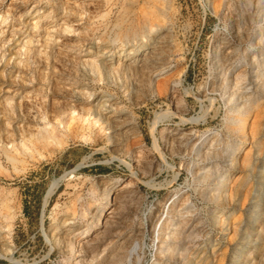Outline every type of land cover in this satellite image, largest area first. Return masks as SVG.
<instances>
[{
    "label": "rangeland",
    "instance_id": "374dc122",
    "mask_svg": "<svg viewBox=\"0 0 264 264\" xmlns=\"http://www.w3.org/2000/svg\"><path fill=\"white\" fill-rule=\"evenodd\" d=\"M257 4L0 0V264H264V89L239 126L220 74L264 59ZM157 23L158 61L126 70Z\"/></svg>",
    "mask_w": 264,
    "mask_h": 264
},
{
    "label": "bare ground",
    "instance_id": "6f19581e",
    "mask_svg": "<svg viewBox=\"0 0 264 264\" xmlns=\"http://www.w3.org/2000/svg\"><path fill=\"white\" fill-rule=\"evenodd\" d=\"M258 4H259V7L263 8L264 7V0H258ZM257 4V5H258ZM36 6V4H35ZM258 7V6H257ZM259 9V8H258ZM261 11V10H259ZM258 12V11H257ZM261 13V12H259ZM262 14V13H261ZM260 14V15H261ZM259 15V16H260ZM263 15V14H262ZM263 20V17L262 19ZM260 20V21H261ZM259 21V20H258ZM264 21V20H263ZM262 23V22H260ZM263 24V23H262ZM260 25V24H259ZM259 27V26H258ZM150 33L148 32H144L142 33V38H135L134 39V44L132 45L131 48H129V52H127V48H121V50L119 51V60H125V61H128L126 63H123L121 60L118 62L122 65L124 64V67L125 69L127 70L128 68H136L137 70H141V71H144L145 69L147 68H150L151 66H153L154 64H156V61H158L157 57H158V52H159V49H149L147 50V47H149V43L151 42V40H147L149 37L151 38L152 37V34L153 33H156L157 30L160 29L159 27V24H152L148 27ZM257 32H258V42H256V44H259L261 45L262 43L264 44V26L261 25ZM257 34V33H256ZM255 36V37H257ZM137 37V36H136ZM254 39V38H253ZM154 40V38H153ZM165 40V39H164ZM255 40V39H254ZM255 42L253 41L251 45L255 44ZM144 46V53L141 52V47ZM151 46V45H150ZM255 46V45H254ZM262 46V45H261ZM253 47V46H252ZM258 47V46H257ZM260 47V46H259ZM264 47V46H263ZM158 48V47H156ZM255 49V48H254ZM262 49V48H261ZM164 50V49H162ZM105 51V50H104ZM143 51V50H142ZM258 51V49H257ZM260 51V49H259ZM258 51V52H259ZM100 52V51H99ZM108 52V51H107ZM136 52V53H135ZM162 52V51H161ZM165 52V51H163ZM264 52V50L262 51ZM104 53V52H103ZM135 53L133 56L132 54ZM250 53V52H248ZM228 54V53H227ZM261 54V53H260ZM103 55V54H101ZM105 55V53H104ZM113 55V54H112ZM161 55V54H159ZM230 55V54H229ZM163 56V55H162ZM160 57V56H159ZM246 57V60L243 62H240V64L238 65H233V62L230 61V59H227V58H224V59H220L221 60V73L223 75V81H224V84L227 88L226 91V95H227V100L229 101L230 103V106H229V113L231 115H233V117L231 118V120L241 126V122H242V118L239 117L238 115L240 116H247L249 115V109H250V103L252 101V97H257V93L255 92H252V85H255L254 83H256V87L258 89L262 88L264 89V59L262 58V60L259 59V55L255 52H251V54H248L245 56ZM244 57V58H245ZM261 57V56H260ZM134 58V59H133ZM162 59V58H161ZM160 60V59H159ZM236 60V59H235ZM234 61V60H233ZM241 61V60H239ZM238 62V61H236ZM105 62H102L100 61L98 63V65H94L93 66V71H95L96 69H99L103 66ZM119 64V65H120ZM164 65V64H163ZM237 66L240 67V69L238 70V72H236V68ZM242 66V68H241ZM123 67V68H124ZM252 76V77H251ZM253 79V82H248L249 79ZM254 87V86H253ZM254 89V88H253ZM231 90V91H230ZM230 91V92H229ZM229 92V93H228ZM260 95V94H258ZM262 95V94H261ZM262 97V96H261ZM102 99V98H101ZM99 100V107L94 109V113L99 115V114H103L102 113V110H99L100 108L103 109L104 107V103L102 102V100ZM226 99V98H225ZM256 99V98H255ZM259 100V99H258ZM257 101V99H256ZM228 103V104H229ZM254 104V103H253ZM75 113V112H74ZM237 116H236V115ZM74 115V114H73ZM97 117V116H95ZM75 118V116H74ZM93 119V118H92ZM96 119V118H95ZM99 119L101 120V118L98 117V119L95 120V123H97L99 121ZM72 120L73 117H72ZM94 120V119H93ZM104 120V119H103ZM88 121V119L86 120ZM103 122V121H102ZM106 122V121H105ZM89 126H91V122L89 121ZM94 124V123H92ZM234 126V125H233ZM239 128V127H238ZM214 140V139H213ZM215 142V141H214ZM155 147L157 149L160 150V143L157 141V139L155 138V143H154ZM206 145V144H205ZM218 146V145H217ZM216 146V147H217ZM205 147V146H204ZM215 147V144L212 143L208 146H206L205 148H201L198 152L200 153L201 156H206V157H209V156H213V155H219L221 154L220 153V149H218V147L216 148ZM239 149V148H238ZM231 157V156H230ZM210 158V157H209ZM211 170V169H210ZM199 174V172H198ZM197 174V175H198ZM210 176V173L208 171H204L202 172V177L207 179L208 177ZM196 177V176H195ZM199 177V176H198ZM214 177V175L212 176V178ZM197 178V177H196ZM210 178V179H212ZM202 181V180H201ZM206 181V180H205ZM209 181V180H207ZM206 181V182H207ZM111 189H109L107 192L110 193ZM261 195V194H260ZM214 196V195H213ZM260 197V196H259ZM107 199L109 200L110 199V194L107 195ZM261 200V199H259ZM185 201V200H184ZM258 203V202H257ZM183 204V203H182ZM190 205V204H189ZM190 206H188L187 208H189ZM178 212L180 214H183L185 212V210H182L181 208L178 210ZM110 213H114V210H110L108 211V214ZM95 214L97 215L96 217V221L97 222H100L102 221L101 220V217L103 215V208H99ZM174 219V218H173ZM73 223V222H71ZM175 220H171L170 223H169V231H167L166 233H160V238H161V249H165L167 247H170L169 245L171 244L170 241H172L173 239L177 238L178 237V234H179V231H176L173 229V225H175ZM182 225V224H181ZM186 228H187V225H186ZM165 232V230H164ZM86 233V232H85ZM181 234V232H180ZM189 234V233H188ZM194 234V233H193ZM198 235V234H197ZM58 236V235H57ZM182 236V235H181ZM188 236V235H187ZM67 237H70V234L69 235H65L64 237H61L60 235L58 236L57 240L59 241V243H65V239H67ZM87 237V235L85 236ZM189 237V236H188ZM182 238V237H181ZM91 241L90 239H87L85 240L84 242H89ZM84 242L81 244V241H79L78 245H79V251H83L82 250V246L84 245ZM160 249V248H159ZM168 250H171V247L168 248ZM162 252V251H161ZM164 252V251H163ZM186 254V253H185ZM164 258V257H163ZM162 258V259H163ZM166 259V257H165ZM166 264V263H165Z\"/></svg>",
    "mask_w": 264,
    "mask_h": 264
},
{
    "label": "trees",
    "instance_id": "16d2710c",
    "mask_svg": "<svg viewBox=\"0 0 264 264\" xmlns=\"http://www.w3.org/2000/svg\"><path fill=\"white\" fill-rule=\"evenodd\" d=\"M103 170V169H102Z\"/></svg>",
    "mask_w": 264,
    "mask_h": 264
}]
</instances>
